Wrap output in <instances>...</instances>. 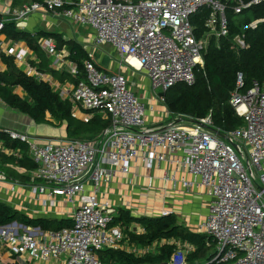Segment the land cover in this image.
I'll return each instance as SVG.
<instances>
[{"label": "built area", "instance_id": "2783aa9c", "mask_svg": "<svg viewBox=\"0 0 264 264\" xmlns=\"http://www.w3.org/2000/svg\"><path fill=\"white\" fill-rule=\"evenodd\" d=\"M226 1L235 3L236 14L264 3ZM205 8L211 10L205 23L208 32L198 38L192 18ZM227 8L219 0H43L10 16L7 21L17 26L42 13L91 29L95 48L111 47L125 66L146 74L153 97L147 105L126 75L100 70L91 57L84 62L85 78L78 81L73 100L84 112L109 118L110 126L100 136L40 143L28 135L3 132L26 143L37 165L25 187L40 199L43 208L56 209L67 202L71 225L48 231L19 222L1 227L0 264H103L100 254L121 250L127 238L125 223L117 222L121 213L108 200L105 188L117 179L136 185L134 162H141L148 171L163 169L160 181L167 193L207 201L198 233L207 235L215 245L213 257L203 262L189 261L194 246L176 239L141 246V256L156 255L170 245L176 249L168 264H264V82H254L245 94L241 91L244 77L238 75L230 104L243 125L226 133L215 127L211 115L195 119L168 113L166 96H161L179 84H196L195 72L204 66L211 37L229 35ZM3 28L4 22H0V31ZM235 43L238 48L246 47L243 37H237ZM40 44L51 56L58 54L54 41L41 40ZM6 54L21 63L28 51L11 48ZM71 74L80 77L77 66ZM27 75L33 76V71ZM159 108L164 109L165 124L148 126V113ZM7 153L22 157L16 151ZM7 180L0 173V181ZM155 182L154 176H148L145 189L151 191ZM171 214L165 212L163 217ZM130 232L143 235L145 229L135 224Z\"/></svg>", "mask_w": 264, "mask_h": 264}, {"label": "trees", "instance_id": "16d2710c", "mask_svg": "<svg viewBox=\"0 0 264 264\" xmlns=\"http://www.w3.org/2000/svg\"><path fill=\"white\" fill-rule=\"evenodd\" d=\"M75 3L78 0H64ZM227 5L226 17L229 24V35L219 38L211 37L204 52V66L196 69V84L189 87L179 84L166 94V106L173 115H182L195 119H205L212 116L215 127L223 132H232L243 125L240 118L230 104L231 96L237 89L238 75L244 77L245 87L241 90L247 93L254 82H264V3L251 6L241 14H236L233 6L226 0H219ZM247 4L253 0H244ZM43 0H13L12 10L17 6ZM67 8L72 5L66 4ZM211 14V10L205 8L192 18L198 38H203L208 32L205 23ZM260 22L255 28L253 22ZM0 22H4V28L0 31L8 40L25 43L40 59V66L47 68L50 64L47 53L42 50L41 40H52L56 43V49L69 51L68 60L76 65L80 71L77 81L85 78L84 62L91 57L82 44L74 40H65L58 33L40 31L36 34L21 30L15 22L5 21L0 16ZM243 37L246 47L241 49L236 46L235 39ZM2 61L8 70L0 74V99L9 107L14 108L29 116L36 124L47 123V115L66 126L69 139L93 140L100 136L110 126L109 118H104L98 113L89 121H82L74 117L73 104L69 100H63L53 90L50 84L38 81L35 77L28 76L20 71L12 57L2 55ZM41 71L43 69L40 68ZM47 72L54 73L52 70ZM76 82V81H75ZM20 87L26 94L21 97L15 93V88ZM0 142L5 150L22 152V158H16L7 154H0V165H7L10 175H16L25 182L30 178L13 170V167L23 172L30 173L37 165L29 156V146L26 143L15 141L9 135L0 132ZM4 174V173H1ZM121 217L117 222L140 225L145 229L143 235L130 233L132 241L139 245H151L161 240H180L194 246L195 252L189 255L191 262H203L213 257L215 245L212 240L203 233L189 230L178 225L175 216L165 217H134L130 213L121 210ZM13 222H19L29 227L41 228L44 231L60 230L69 227L71 220L59 219H31L13 211L0 202V228ZM116 222V223H117ZM175 247L165 245L159 249L156 255L136 257L133 254L120 250H106L100 254L103 264H168L175 252Z\"/></svg>", "mask_w": 264, "mask_h": 264}, {"label": "crops", "instance_id": "0c3cea01", "mask_svg": "<svg viewBox=\"0 0 264 264\" xmlns=\"http://www.w3.org/2000/svg\"><path fill=\"white\" fill-rule=\"evenodd\" d=\"M30 4L31 2L24 4L22 8H19V9L17 8V10L14 9L12 13L19 11ZM12 5H13V0H0V16L2 18L5 19L8 15L9 16L12 15L11 13ZM18 27L21 30L29 32L31 34H36L37 32H40V31H46V32H52V33H58L61 35L65 33L70 35L72 33V30H74L75 34L80 36L81 38L87 37L85 34H81V32L83 33V31L89 30L93 37L91 39L92 43L95 39V34L92 32L91 29L87 27H79L77 25L70 23L69 21L56 20L52 18L50 15H44L42 13L31 16L26 21H24L22 24H19ZM85 38L83 40H85ZM65 40H68V38H65ZM11 48H15L17 52L28 51V55L26 56L23 62L18 63L15 61V64L18 67V69L26 74L28 73L29 70H32L33 71L32 77H35L36 79H38V81L50 84L53 90L56 91L63 100L71 101L73 104V113H74L75 118L82 120V117L86 115L87 117L89 116L90 118L89 120H91L94 117V115H90V113H86L83 110H81L74 103L73 93H74V90H75V87L78 81L76 78L72 76L71 70L72 68L76 67V65H74L68 60L69 51L67 49L58 51L57 55L51 56L47 51H45L41 47L42 50H44L49 57L50 64L47 67L48 70L50 69L54 71V73H50L46 71L47 68L39 67L41 64L40 59L37 57V55L34 52L30 50V48L25 43L14 42V41L8 40L5 34L0 33V51L2 52V54L0 55V74H3L8 70L7 65L4 64V62L2 61V55L8 56L6 52L8 51V49H11ZM102 49H106V47L101 48L99 53H96L93 55L90 54V52H88L90 57L95 59L94 62L96 66L104 72H108V73L118 72V73L126 74V72L128 71V68L127 66L124 65L122 57L109 46H107L108 50L106 51ZM40 68L43 69V71H41ZM137 74L138 73L133 72L131 81L129 80L131 82L130 85L132 89L135 90V93L147 105H150L152 103L153 94L150 88L149 80L144 72H142V75H137ZM14 90H15V93L18 94L19 96L26 97V94L23 92L22 88L17 87ZM102 116L104 118H107L104 115ZM46 119H47V123L36 124L34 121L31 120L29 116L23 114L17 109L9 107L5 102H3L0 99V132H4L7 130L11 132H17L20 134L28 135L34 141L36 140V141H39L40 143H44L47 140H52L55 138H61V137L68 138L65 125H61L60 122L54 119L50 114L47 115ZM165 122H166V118H165V113H164L163 108H159L158 112L148 113V122H147L148 126L150 127L160 126V125H164ZM7 151L8 150H5L3 147V144L0 142V154L4 153V154L9 155ZM15 151L21 154V156L23 155L20 150H15ZM9 156H12V155H9ZM132 173H133V177H132L133 182L136 183V185H134L133 187L122 184L120 182V179H117L109 187L105 188L107 190V198L109 201H110V198L114 194L118 193V192L116 193L117 190H125V193H127V192H130V190L137 189L138 187L142 185L141 189L143 191H146L147 189L145 188L148 185L147 177L150 175L156 178L155 188L163 187L160 181V178L163 175V169L148 171L145 169V167L143 166L141 162H134ZM123 198L125 199L126 195H124ZM195 199L205 200L204 198H201V197L195 198ZM60 205L62 207H59L53 210H56V211L64 210V213H66V216H67V214L70 213L71 211V206L67 202H61ZM49 210H52V209H49ZM206 211H207V206L205 210V215H206ZM62 219L67 220V218H62ZM134 225L135 224L126 226L127 227V231H126L127 238L122 244L120 251L133 254L136 257H143L141 256V246H145V245H139L135 243L134 241H132L130 237V233H131L130 229L134 228ZM136 251H138L139 253L138 252L135 253Z\"/></svg>", "mask_w": 264, "mask_h": 264}, {"label": "rangeland", "instance_id": "374dc122", "mask_svg": "<svg viewBox=\"0 0 264 264\" xmlns=\"http://www.w3.org/2000/svg\"><path fill=\"white\" fill-rule=\"evenodd\" d=\"M27 4V3H26ZM24 4L17 6V8H22ZM12 8V6H11ZM13 10L11 11V13ZM13 14V13H12ZM11 17L8 15L5 20H9ZM254 23V22H253ZM253 23L251 25H253ZM56 29V28H54ZM87 30V29H86ZM79 31V30H77ZM81 34H85L87 37L84 38L72 33L68 35L67 33L62 34L68 40H74L83 45L87 52L90 54L99 53L101 49H97L93 46L91 39L93 38L90 31H83ZM90 40V41H89ZM102 50H108L106 49ZM95 60L94 58H92ZM128 71L126 75L131 81L133 72L138 73L137 75H142V72H135L130 67H127ZM131 83V82H130ZM56 92V91H55ZM168 113H171L167 108ZM172 114V113H171ZM89 116L86 115L82 117V120L89 121ZM169 119H167L168 121ZM9 168L7 165H0V173H4L7 176L6 182L0 181V202L11 208L13 211L22 214L31 219H62L69 218V215L64 213V210L56 211L43 208L40 203V199L27 187H25L29 182L18 178L16 175H10L7 171ZM14 171L25 176V179L29 177V173L23 172L16 167H13ZM30 178V177H29ZM10 183L17 184L20 187L14 189L11 187ZM142 185L137 189L130 190V192L125 193V190H117L111 198L110 201L119 209L130 213L134 217H150L157 218L163 217V213L169 212L171 215L175 216V220L178 225L184 226L191 231L198 232L200 222L205 217V210L207 202L201 199H195L192 197L184 196L181 194L167 193L163 187L153 188L151 191H143ZM127 190V189H126ZM120 192V193H119ZM124 195L126 198L124 199ZM128 195V196H127Z\"/></svg>", "mask_w": 264, "mask_h": 264}, {"label": "water", "instance_id": "95a60500", "mask_svg": "<svg viewBox=\"0 0 264 264\" xmlns=\"http://www.w3.org/2000/svg\"><path fill=\"white\" fill-rule=\"evenodd\" d=\"M161 96H162V97H165V96H166V94H165V93H162V94H161Z\"/></svg>", "mask_w": 264, "mask_h": 264}, {"label": "bare ground", "instance_id": "6f19581e", "mask_svg": "<svg viewBox=\"0 0 264 264\" xmlns=\"http://www.w3.org/2000/svg\"><path fill=\"white\" fill-rule=\"evenodd\" d=\"M134 64L138 67V65L136 63H134Z\"/></svg>", "mask_w": 264, "mask_h": 264}]
</instances>
